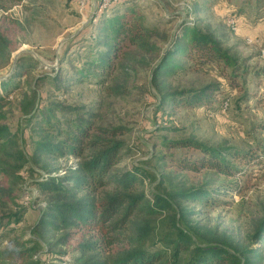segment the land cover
Listing matches in <instances>:
<instances>
[{
    "label": "rangeland",
    "instance_id": "rangeland-1",
    "mask_svg": "<svg viewBox=\"0 0 264 264\" xmlns=\"http://www.w3.org/2000/svg\"><path fill=\"white\" fill-rule=\"evenodd\" d=\"M132 6H137L145 24L154 29L149 45L158 49L121 45L114 59L116 68L81 79L78 70L87 60L107 52L103 40H97L104 19ZM230 16L238 22L237 30L228 24ZM186 21L212 34L238 57L239 67L253 74L243 76L241 72L239 86L232 87L219 66L205 64L178 70L163 77L161 83L153 82V71L169 41ZM262 49L264 0H0V111L5 115L0 125L7 127L6 137L17 142V156L24 157L11 161L10 173L0 174V218L23 211L21 222L6 225L4 221L1 249L14 248L17 242L36 247L34 264H79L76 257L80 255L84 263L93 264L135 250L131 244L105 253L84 252L81 245L89 242L88 237L74 238L71 228L47 225L46 221L53 219L51 204L75 201L81 205V199L86 198L85 192L76 191L74 181L68 180L74 175L76 159H58L35 144L42 133L35 128L37 120L32 116L39 109L60 106L55 109L60 127L79 115L90 119L95 129H122L124 134L115 139L121 142L124 156L114 171L144 177L139 187L151 205L160 194L176 207L157 215H140L132 222L131 233L140 245L149 250L165 249L162 239L176 236L171 223L185 213L180 226L202 241L227 245L238 254L234 264H242L247 255L244 250L260 245L256 240L264 217V169L236 158L231 161L241 172L234 176L209 169L181 170L177 160L185 151L165 143L194 138L223 150L264 154V101L256 96L243 100L245 91L264 95ZM57 71L62 79L55 82ZM5 82H9L7 88ZM214 86L219 94L210 106L169 102L163 96ZM226 99L229 102L224 109ZM56 177L66 189L45 190L44 185ZM200 190L213 192L220 206L214 210L181 196L182 191ZM185 258L183 254L181 261ZM251 261L264 264V252L262 262Z\"/></svg>",
    "mask_w": 264,
    "mask_h": 264
},
{
    "label": "trees",
    "instance_id": "trees-1",
    "mask_svg": "<svg viewBox=\"0 0 264 264\" xmlns=\"http://www.w3.org/2000/svg\"><path fill=\"white\" fill-rule=\"evenodd\" d=\"M153 30L145 24L144 17L138 11L137 6L126 8L123 12L104 19L100 25V35L97 36V40H103L102 44L107 48V52L87 60L84 69L80 68L77 75L82 79L96 74L103 75L108 70L116 68L114 59L120 53L121 45L126 48L158 49L156 45L153 47L149 45ZM168 45L166 53L153 71V82L160 81L161 83L163 77H171L178 70L205 64L219 66L221 72L228 76L226 79L230 81L232 87L239 86L238 76L241 72H243V76L252 73L244 67H239L238 57L232 55L229 49H225L217 38L189 21L183 23ZM60 78V71H57L53 80L57 82ZM3 85L7 88L9 82H5ZM217 94H219L218 87L214 86L212 88L205 87V89L191 94H188L187 91H171L163 96L168 98L169 102H179L180 100L186 105L210 106L216 101ZM253 96H256L257 100L261 102L264 101L263 94L256 95V93H246V91L243 100L248 101ZM2 98L1 96L0 99ZM224 101L229 102V99ZM56 108L61 107L56 106ZM56 108L49 106L46 109H39L32 116V119L36 118L37 120L35 128L42 133L41 141L35 144L38 146V150L45 148L50 155L58 159L66 157L76 159L77 167L72 168L74 175L68 180L74 181L76 191L85 192L86 198L81 199L82 206L80 202L75 201L74 204H51L53 219L51 222L47 220V225L56 229H60L61 226L71 228L74 230V238L88 237L89 242L81 245V250L84 252L105 253L114 250L119 245L135 244L134 251L123 253L119 259L93 264H181L183 254L186 258L182 264H234V259L238 254L232 253L227 245L202 241L194 232L180 226L179 222L186 216L185 213H181L171 223L177 230L176 236L162 239L165 249L149 250L140 245L131 233L132 222L140 215H157L163 213L165 209H175L176 207L172 205L168 197L160 194L154 196L156 197L155 205H151V200L139 187L140 183L144 182V177L135 173L114 171L124 156L121 142L115 139L124 134L122 129H95L90 119L79 115L75 119H67L66 127H60ZM4 118V113L0 111V121ZM7 130V127L0 125V174L11 172L8 168L12 165L11 161L24 160V157L17 156L19 152L17 142L13 141L10 136L6 137ZM165 144L168 147L185 151V156L177 160V166L181 170L209 169L223 175L234 176L239 171L241 172V169H238L239 167L231 161L236 158L241 161L240 163L249 166L258 164L264 169V154L258 155L255 151L246 152L235 148L223 150L210 147L194 138L168 141ZM257 148L261 149V146ZM21 166L18 165L19 168ZM43 188L48 191L66 189L62 187V180L59 177L53 178ZM99 195L102 197L97 201L89 199L90 196ZM181 196L183 199L192 200L195 203L209 205L214 210L220 206L217 196L209 190H200L197 193L182 191ZM22 212L11 213L6 219L1 217L0 229L2 232L4 221H6V225L19 223L23 219ZM257 233L256 243L260 245L244 250L247 255L242 264H253L251 259L257 262L263 258L264 217ZM14 245L15 247L11 249H1L0 247V264L36 263L37 260L33 255L36 247H28L22 242L14 243ZM76 262L89 264L84 263L83 255L76 257Z\"/></svg>",
    "mask_w": 264,
    "mask_h": 264
},
{
    "label": "built area",
    "instance_id": "built-area-1",
    "mask_svg": "<svg viewBox=\"0 0 264 264\" xmlns=\"http://www.w3.org/2000/svg\"><path fill=\"white\" fill-rule=\"evenodd\" d=\"M227 22L233 29H238V22L236 21L234 16H230ZM261 54L264 56V49L261 50ZM227 107L228 103L227 101H225L224 104H222V108L226 109Z\"/></svg>",
    "mask_w": 264,
    "mask_h": 264
}]
</instances>
